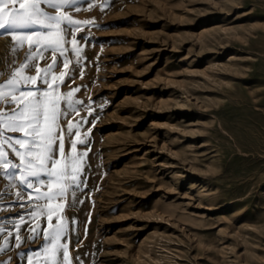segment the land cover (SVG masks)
<instances>
[{
    "label": "rangeland",
    "instance_id": "obj_1",
    "mask_svg": "<svg viewBox=\"0 0 264 264\" xmlns=\"http://www.w3.org/2000/svg\"><path fill=\"white\" fill-rule=\"evenodd\" d=\"M70 14L90 23L60 90L83 85L74 95L95 113L77 108L95 124L79 129L94 128L81 137L91 186L66 209L70 251L87 264H264V0H78ZM7 39L0 82L25 55ZM17 191L0 169V226L39 211L5 214ZM20 235L25 255L11 237L7 264L45 246L43 232Z\"/></svg>",
    "mask_w": 264,
    "mask_h": 264
},
{
    "label": "snow or ice",
    "instance_id": "obj_2",
    "mask_svg": "<svg viewBox=\"0 0 264 264\" xmlns=\"http://www.w3.org/2000/svg\"><path fill=\"white\" fill-rule=\"evenodd\" d=\"M77 2L0 0V36L8 38L6 42L11 43L17 55L21 49L25 53L19 66L13 64L11 74L0 82V169L8 177L9 187L15 184L18 189L15 199L8 201L9 207L3 211L11 214L10 205L23 207L34 202L39 208L29 216L17 213L19 219L13 221L14 229L0 226L3 238L0 253L11 247L8 241L14 237L17 256L22 258L25 253L19 249L24 238L20 232L27 228L30 239L43 232L45 246L30 250L27 264H39L41 251L43 264H87L84 257L88 253L81 250L77 255L65 242L72 231V220L65 214L66 209L74 206L77 190L84 194L82 189L91 186L87 174L92 167L88 163L92 148L81 137L93 133L94 128L82 134L81 121L95 124V120L77 113L78 107L87 106L89 115H95L91 104L74 95L83 85H72L66 92L60 90L74 74L69 69L68 55L79 57L81 54L80 25L90 23L76 20L70 14ZM49 51L51 61L37 63V58L44 59ZM61 57L64 70L57 73L55 69ZM73 113H77L75 119H69ZM74 130L75 138H72ZM78 144L84 150H78ZM12 258H0V264H7Z\"/></svg>",
    "mask_w": 264,
    "mask_h": 264
}]
</instances>
